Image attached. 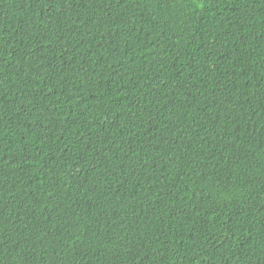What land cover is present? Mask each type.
<instances>
[{"label":"trees","instance_id":"1","mask_svg":"<svg viewBox=\"0 0 264 264\" xmlns=\"http://www.w3.org/2000/svg\"><path fill=\"white\" fill-rule=\"evenodd\" d=\"M0 264H264V0H0Z\"/></svg>","mask_w":264,"mask_h":264}]
</instances>
